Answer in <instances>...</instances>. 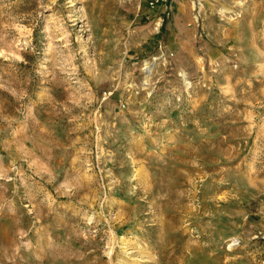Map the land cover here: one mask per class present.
I'll list each match as a JSON object with an SVG mask.
<instances>
[{
    "label": "rangeland",
    "instance_id": "rangeland-1",
    "mask_svg": "<svg viewBox=\"0 0 264 264\" xmlns=\"http://www.w3.org/2000/svg\"><path fill=\"white\" fill-rule=\"evenodd\" d=\"M0 264H264V0H0Z\"/></svg>",
    "mask_w": 264,
    "mask_h": 264
},
{
    "label": "built area",
    "instance_id": "built-area-1",
    "mask_svg": "<svg viewBox=\"0 0 264 264\" xmlns=\"http://www.w3.org/2000/svg\"><path fill=\"white\" fill-rule=\"evenodd\" d=\"M158 1V0H157ZM237 245H238V243H237Z\"/></svg>",
    "mask_w": 264,
    "mask_h": 264
}]
</instances>
